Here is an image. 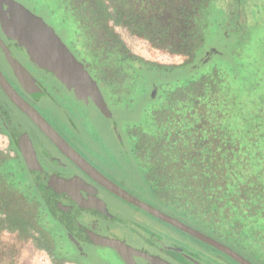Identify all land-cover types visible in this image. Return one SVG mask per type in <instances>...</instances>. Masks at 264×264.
<instances>
[{
  "label": "trees",
  "instance_id": "obj_1",
  "mask_svg": "<svg viewBox=\"0 0 264 264\" xmlns=\"http://www.w3.org/2000/svg\"><path fill=\"white\" fill-rule=\"evenodd\" d=\"M20 1L61 25L70 23L69 40L85 51V44H91L86 55L95 53L89 61L97 68L105 58L117 64L121 74L116 80L100 74L99 81L96 69L91 70L102 91L127 82L123 88L133 90L142 74L162 72L155 75L169 81L151 102L147 118L132 131L133 153L144 168L151 198L164 211L264 264V73L260 61L254 63L264 40L257 35L256 41L249 38L240 46L249 61L236 57L231 44L236 36L252 38L264 27L255 11L264 0ZM241 11L254 17L252 28L234 32L231 24L228 29L225 21ZM110 20L179 44L188 59L177 66L150 63L145 69ZM215 25L224 40L217 63L211 65L206 64V39ZM132 132L128 129L127 134ZM18 167L0 159V264H16L23 246L39 244L27 214L30 200L59 237L61 224L33 188L25 187L29 179ZM21 191L22 200H16ZM5 229L13 234L7 240L1 238Z\"/></svg>",
  "mask_w": 264,
  "mask_h": 264
},
{
  "label": "flooded vegetation",
  "instance_id": "obj_2",
  "mask_svg": "<svg viewBox=\"0 0 264 264\" xmlns=\"http://www.w3.org/2000/svg\"><path fill=\"white\" fill-rule=\"evenodd\" d=\"M43 19L47 22L45 18ZM52 27L73 54L83 62L69 42L65 41V37L54 26ZM0 41L9 48L12 56L29 71L35 81L27 84V89L22 85L6 60L0 44V71L3 77L19 96L38 111L67 145L104 177L129 194L177 218L174 214L159 208L148 194L149 191L143 189L144 196L137 194L138 189L133 184L117 178L107 163L95 151L87 148L79 138L80 123L86 116L85 106L92 105L101 112L93 102L77 99L72 90H69L54 76L37 67L29 59L24 48L8 39L1 28ZM83 64L91 74L86 64ZM102 95L111 110L108 118H113L109 102L103 93ZM112 123L113 131L119 140L115 122L112 121ZM0 136L7 140L6 153L20 163L23 174L28 177L29 184L36 192V198L49 205V212L55 215L61 224L66 240H69L71 245L70 254L80 264H88L87 255L96 254L98 248H110L123 264H153V259H159L168 264H240L224 251L153 216L87 174L10 99L1 84ZM119 142L122 150L127 151L123 138ZM131 148L133 149V146ZM32 151L39 164V168L34 167L33 172L30 171L24 155V152L31 154ZM116 204L128 207L132 212L129 216L122 217L120 213L114 211L113 206ZM92 235L103 237L100 240L108 238L110 243H96L91 240ZM208 236L247 258L226 241Z\"/></svg>",
  "mask_w": 264,
  "mask_h": 264
},
{
  "label": "rangeland",
  "instance_id": "obj_3",
  "mask_svg": "<svg viewBox=\"0 0 264 264\" xmlns=\"http://www.w3.org/2000/svg\"><path fill=\"white\" fill-rule=\"evenodd\" d=\"M263 2H258L260 6L258 9H255V11L258 10L259 12L256 20L259 22L261 20L264 21ZM42 12L44 14L37 13L40 14L42 18H45L48 23L54 26L56 30L65 37V41H68L72 48L78 53V56L83 60L82 63L86 64L89 71L91 72L93 67L96 69L94 74L95 77L99 79L100 74H102L104 80L105 78L110 80L117 79V76L121 74L117 64L105 61L107 60L106 58L104 61L101 59V63L99 64L102 71H99L100 68L96 67L94 64L95 62L89 61V59L93 57L92 55L96 57L95 53H91V56L86 55V52L89 50V46H91V44H85L86 47H88V50L86 51L85 48L74 45L73 41H70L67 36V32L69 34V31L71 30V28H69L70 23L61 25L59 19L46 15L44 11ZM254 21V17L252 18L249 12L245 13L244 11H241L238 15L235 14L233 19L231 18L229 21L225 22L228 25V29L231 28L230 26L233 24L232 26L234 27V32H237L239 29H242L247 25L252 28ZM109 25L128 47L130 54L137 57L136 59L139 58L142 60L141 64H144H142V66L145 69L148 68L150 63L162 66H177L188 59V54L181 49V46L178 43V45H174L170 41H162L157 37L151 36V34L147 32H141L139 29L131 30L126 25L115 24L111 20L109 21ZM216 28L217 25L212 26L209 29V34L206 39L207 48L205 53L207 55L206 59L208 60L206 64L212 65L217 63V57L219 56V52H221L219 51V49L222 48L220 44L224 38L221 33L216 32ZM257 35L259 38L264 40V27H262V29L260 28L259 32H255V36L252 38L250 35L243 38L242 35L236 36L235 33L233 34V36L236 37L232 39L231 44L233 45L232 51L236 57H244L245 49L240 46L244 45L245 40L249 38L250 41H256L254 38H257ZM255 54L259 57L257 56L258 59L254 63L260 61L259 63L262 68V72L264 73V48L263 51L255 52ZM249 56L250 58H253L250 54ZM244 59L249 61L246 57H244ZM135 62L138 63L139 61L137 60ZM223 64H221V66ZM200 70L201 68H199V71ZM156 71L157 72L153 73V75L150 73H144L139 76L133 90L131 88L130 90L123 88L129 82L122 83L121 88L117 86L109 90L104 87L102 93L109 102L110 108L113 111L114 119L108 118L107 115L99 112L94 106L88 105L84 108L86 116L80 123L81 129L79 138H81L86 147L95 151L98 156L101 157L113 170L112 173L117 178L131 185L133 184L135 188L138 189L136 193H140L143 196V189H146V191L150 190L149 184L144 177V168L140 165L138 158L132 153L133 149L131 147L136 128L139 126L140 122L147 118L146 113L152 105L151 102L157 99L160 88L163 87L166 81H169L164 76L155 75L162 74V72H159L158 70ZM261 88L264 90V76H261ZM73 104H75V102ZM112 121L115 122L117 130L125 142L127 151L122 150L123 148L121 147V143L117 140L113 131L114 125ZM128 129L131 132L134 131L131 136L127 134ZM7 146V140L0 136V159L3 161L17 162L16 159H13V157L6 153ZM17 163L19 165L17 170L23 173L20 163ZM25 187L28 189L31 185L27 183ZM23 193L24 192L21 191L18 192V194H15V199L22 200L21 198ZM149 193L151 194V191H149L148 194ZM33 204V200H30L27 203V214L32 222L31 233L39 239V244H34L29 241L25 246H23L17 256L16 264H80L78 260L70 254L71 245L69 240H66L67 238L65 237L62 227L60 226L59 228L60 231L58 237L55 233L54 225H50V223L47 224L45 220L43 222L41 217H39V215L35 212L36 207ZM113 208L114 211L120 213L122 217H127L130 215V212H132L130 208L121 204H116ZM43 225H45V227ZM12 235V233L6 231L5 229L1 238L7 240ZM57 252L60 253L57 254L59 257L55 256ZM86 258L88 264H123L119 257L114 254L110 248H98L96 250V254L87 255Z\"/></svg>",
  "mask_w": 264,
  "mask_h": 264
},
{
  "label": "water",
  "instance_id": "obj_4",
  "mask_svg": "<svg viewBox=\"0 0 264 264\" xmlns=\"http://www.w3.org/2000/svg\"><path fill=\"white\" fill-rule=\"evenodd\" d=\"M0 28L3 34L10 40L15 41L23 47L29 59L40 69L54 76L73 94L77 99L84 102L89 100L104 114L111 115L107 103L97 84V81L91 76L84 64L73 54L69 47L64 43L55 29L49 25L40 15L33 12L22 2L18 0H0ZM4 55L13 69L16 77L27 89V84L34 83L33 76L29 71L15 59L9 48L0 41ZM0 84L10 99L26 113L39 128L82 170L94 179L98 180L105 187L132 202L153 216L164 220L165 222L191 234L192 236L211 244L212 246L224 251L230 257L240 264H254L231 247L208 236L198 229L182 222L181 220L159 210L151 204L145 203L127 191L113 183L94 167H92L79 153L73 150L67 143L54 131L49 123L29 105L18 93L11 87L0 71ZM121 140V135L117 133ZM26 163L31 172L34 167L39 168L37 159L33 153L24 152ZM71 237V235H69ZM101 236L92 235L91 240L96 243L109 244L110 240ZM105 240V241H103ZM153 264H168L162 260L156 259Z\"/></svg>",
  "mask_w": 264,
  "mask_h": 264
}]
</instances>
